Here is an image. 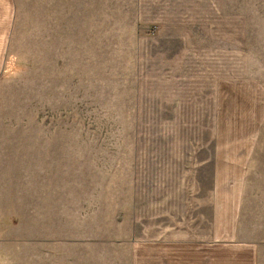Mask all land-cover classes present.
I'll return each instance as SVG.
<instances>
[{"label": "rangeland", "instance_id": "obj_1", "mask_svg": "<svg viewBox=\"0 0 264 264\" xmlns=\"http://www.w3.org/2000/svg\"><path fill=\"white\" fill-rule=\"evenodd\" d=\"M16 3L10 41L15 64L0 85V126L24 130L26 151L51 139L56 175L51 221L57 236V259H18L17 264H129L127 250L111 240L127 222L128 216L119 221L118 212L130 198L134 148L146 143L145 119L122 110L135 81L133 33L155 37L159 31L150 28L160 24L150 21L174 26L194 18L195 29L206 35L201 48L210 50L204 58H210L218 79L264 83V0ZM36 163L26 159V187L44 172ZM249 175L242 225L250 238L264 241V127ZM29 206L27 196L26 229L36 225ZM46 218L40 217V225Z\"/></svg>", "mask_w": 264, "mask_h": 264}, {"label": "crops", "instance_id": "obj_2", "mask_svg": "<svg viewBox=\"0 0 264 264\" xmlns=\"http://www.w3.org/2000/svg\"><path fill=\"white\" fill-rule=\"evenodd\" d=\"M16 10V0H0V85L15 64ZM150 22L160 24L157 36L133 33L134 90L122 101L124 112L145 119L146 143L134 148L130 198L118 212L127 222L111 243L127 250L129 264H260L264 241L250 238L242 220L264 127V83L218 79L194 18ZM26 159L44 169L27 187ZM54 161L50 138L26 151L24 130L0 126V264L57 259ZM27 196L36 225L26 229Z\"/></svg>", "mask_w": 264, "mask_h": 264}, {"label": "built area", "instance_id": "obj_3", "mask_svg": "<svg viewBox=\"0 0 264 264\" xmlns=\"http://www.w3.org/2000/svg\"><path fill=\"white\" fill-rule=\"evenodd\" d=\"M160 27H158L157 25H153L150 30L153 32V33H157L159 31Z\"/></svg>", "mask_w": 264, "mask_h": 264}]
</instances>
